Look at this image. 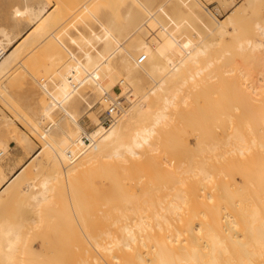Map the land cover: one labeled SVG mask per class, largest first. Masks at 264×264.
I'll use <instances>...</instances> for the list:
<instances>
[{"label":"rangeland","instance_id":"374dc122","mask_svg":"<svg viewBox=\"0 0 264 264\" xmlns=\"http://www.w3.org/2000/svg\"><path fill=\"white\" fill-rule=\"evenodd\" d=\"M56 1L0 0V33L3 30H7L12 34L20 35L10 47H14V45L19 43L33 27L30 16L24 10V7L27 5H40V3L45 2L49 4V11H51L49 15L53 16L48 22L50 25L47 24V34L48 32L50 34L55 32L53 35L57 37V39H55L56 37H52V35L49 37V34L48 38L44 40V37L40 38L36 34L34 35L35 37L31 38L32 34H29L28 39L30 41L33 40L31 41L33 45L22 51L21 56L19 55V58L14 63L11 72L9 71L4 76H0V116L4 118L0 121V134L9 145L7 152L0 155V179L3 173H9V171L13 173L26 163L23 172L26 175V177L24 175L25 180L22 179L20 183L14 185L9 194L0 199V228L1 221L3 220L16 221V223L18 221L23 222L24 225L22 226L24 228L25 226L26 228L28 227L29 230L27 237L30 240L26 242L27 237L25 234L28 232L27 229L24 232L23 238L26 242V247L29 245L27 250L30 249V246L35 249L33 251L35 258H30L29 256H32L31 252L28 251L30 252L29 255L23 251L26 247H22L24 243L22 240L23 243L20 242V249H17V251L20 254L22 253L23 256L17 254L22 259L16 257L17 260L21 261L16 262L22 264V261L30 259L23 263L32 264L34 261L36 264H51L52 262V264H57V262L58 264H64L63 261L66 260L65 264H106L109 261V256L111 257L112 255L108 243H112V240L115 238L110 239L111 235L108 237L109 233L113 231L112 236L117 235L119 232L117 230L119 228L117 227L121 223L118 220L120 210L114 206L118 204L122 205L124 202V191L122 188L120 192L114 191L113 189L115 188L112 187L110 179L107 178L108 176H101L102 173L108 175L111 169L116 170L120 181L126 178L131 182V188L128 193L130 197V212H136L133 206L140 203L141 199H150L152 196L157 197L159 195L162 197V200L167 198L169 193V185L167 184L170 178H166L165 174L168 173V167L171 162H175L182 167L187 165L197 168L196 170L188 169L190 174H194L193 172L195 171L198 172L199 166H205L214 173L225 172L228 175L229 184L223 183L222 179L217 177L214 186L200 184L198 177L192 176L190 178L189 196L191 203L198 211L206 209V211L211 212L216 208H219L221 212L229 210L223 207V204L231 203L223 200L224 188L232 190L231 195L237 198V201L244 206H261L264 204V145L260 142H252L254 135H258L260 132L264 134V121H258V114L264 113V79H259V76L264 77V52L261 54L250 47H241L238 40V35L240 36L239 38L255 36L257 19L261 20L264 18V0L253 1L254 3L250 4L247 9H245L247 0H217L221 10L217 18L224 19L229 15H233L236 19L235 24L229 27L230 33L224 37L212 34L203 27H199V24L194 21L192 14L181 0H93L91 2L89 0V5L86 3L88 0H79V2L78 0H73V2H77V6L81 11H76V8L78 9L76 5L71 8L75 2L72 4L69 0V6L67 0H58V4ZM82 8L84 9L82 10ZM201 8L204 10L202 6ZM58 9H60L57 11L59 13L56 12ZM66 9H69V13L72 11L73 15L69 13L68 15ZM73 9L77 13L75 16ZM153 9L160 16L158 18L159 23H162L161 26L158 25L160 29L162 26L166 28L168 26V29L171 26L170 28L175 29V27H172L175 24L173 25L170 22H172L174 16L175 18L178 16L182 17L183 14L185 20L180 18L183 25L179 23V26L183 28L180 37H189L190 39L186 38L185 40L193 41L189 44L187 43L190 45L187 47L182 46L184 45V40L168 47L163 41V44H158L160 47H155L153 38H155V34L157 33L154 32L155 36L151 35L153 43L149 41V38H146V41L151 43L149 44V49L147 48L148 42L144 43L146 48L143 47L141 42L142 47L139 46L140 43L137 40H130L124 44L123 51L129 55L128 69H131V76L133 78L129 98L131 104H135V107L131 109L133 112L128 115L127 122L124 124L126 126L125 143L134 146L139 152L137 155H132L130 152L127 153L130 156L127 162V170H125L124 164L121 162L118 165L109 166V163L105 161L108 158L102 159L103 163L101 161H95L94 163V159L91 158V152L79 155L81 150L82 152L83 150L85 151L83 147H74V153H69L61 161L62 167L66 166L65 169L70 170L68 175L62 172L64 168L53 167L52 164L54 165V163L47 160V155L44 153L41 154L40 158L33 159L36 151L43 147V140L45 141L46 137H49L50 133L52 134L53 127H55L54 130L58 128V131L54 133L55 141L57 142L60 141V138L65 139L64 141L67 139L70 142H74L83 129L88 128L91 130L95 127L94 118L99 116L101 110L106 107L104 101L101 99L104 94H107L102 82L100 84L101 87H98L99 84L95 86L89 80L73 79L69 83V89L62 90L64 77L68 75L67 73L73 72L77 64L76 67L78 68L79 66L80 69L85 67L82 64L88 65L85 60L87 51L88 53L91 52V54L96 53L94 55L104 54L107 45L106 40H104V32L108 31V29L115 27L113 35L120 37L122 41L124 30L126 31L127 27H129L128 29L132 27L133 20L129 18L130 12L137 14V17L134 16L133 18L137 22L139 16L140 20L143 13L146 16ZM204 12L210 17L213 16L205 10ZM127 14L128 18L126 19ZM58 17L57 25H54ZM213 17L216 18L215 16ZM60 19L61 21H59ZM174 22L177 21L174 20ZM168 23L171 25H168ZM146 27L149 30L148 26ZM234 27L236 30H234ZM51 29H53V32H51ZM177 31H181V28ZM165 33L167 34V32ZM91 34L94 38L88 37V44L86 43L87 39L85 38V40L83 36L87 37ZM81 36L83 38L81 39L82 43L79 40ZM176 37L179 39V36ZM75 38L78 39L76 42L75 40L73 42ZM199 41H201V44ZM203 41H206L209 45L208 50L205 52L196 51L203 45ZM48 42L51 45L48 46ZM158 42L156 41V43ZM191 49L194 52L189 54L186 63L183 65L185 76L181 74L173 75L158 89L151 92L150 95H145L141 98L146 93L147 87L155 81L150 73V68L153 65L152 62L158 63V61H164L163 54H167L168 57L171 55L172 59L177 60L179 55H184ZM145 50L151 52L145 53ZM144 54L146 59L143 62H139V57ZM116 60L114 58V61ZM116 62L118 63H115V65L117 64L116 67L120 69L121 73L115 67L112 75L115 78H118L120 74V78L126 76L128 71L127 64L120 60ZM121 62L123 63V69L127 70L125 74V71L122 74ZM118 64H121V68ZM78 70L79 68L77 72ZM90 70L91 68L86 67L85 71H83L84 75L86 76ZM74 74L77 75L76 72ZM116 74L118 75L116 76ZM102 76H104L103 73ZM73 82H78L79 86L74 87ZM177 87H182V91H179L178 95L175 96V98H178L177 103H170L167 110L168 114L160 120L159 112L162 110L161 106H163L164 100L168 96L167 94H171L170 100H172V94L177 93L174 90ZM122 92L123 89L120 82L111 90L114 96ZM181 93L189 95L188 104L184 103L180 98ZM122 99V112L124 113V105L129 100L125 97H122ZM249 106L258 112L250 113L248 110ZM5 122L6 124H4ZM7 122L9 123L7 124ZM152 126H155L156 132L152 133L148 141L138 143L139 139H143L141 134L149 131ZM49 127H51V130ZM6 128L10 129L9 133L6 131ZM56 135L59 136L58 140H56ZM236 135H244L247 139L246 141H240ZM212 136H215L218 141H228L230 144H224L215 148L211 145ZM239 147H242V150ZM2 149L3 145H0V150ZM221 156L223 158L226 157L227 160H218ZM240 157H246L247 160H241ZM73 165L74 167H72ZM106 170L109 172L107 173ZM55 171L57 172L55 173ZM60 171L62 174H60ZM46 173L58 174L54 180V191L51 194L53 196L55 192L56 195L54 193L55 196L54 198L52 197V200L55 202L59 198V202L55 204L51 202V206L56 205L58 210L60 209L59 207H62L61 209L65 208V217L64 211L62 216L64 221L66 215L69 214L68 224L67 218L61 223L62 216L58 215V211L55 212L54 218L52 214L54 212L52 211L57 210H54V207L51 210L52 213L49 210V205V209L45 207L47 210L43 211L46 213H41L44 215L43 221L42 219L40 220L41 217H37L38 214L36 215L35 209H32L34 207L33 201L30 200L28 193L24 189L27 183L25 181H35L33 191H37L40 181ZM71 173L72 175L74 174V176L71 175L72 179L70 176L74 188H71L68 182ZM143 179L148 180L145 185L142 183ZM150 180L152 181L150 182ZM179 180L181 185L182 178L179 177ZM79 181L83 183L81 184ZM75 188L76 190H74ZM153 190H156L154 194H152ZM105 194L108 195L105 196ZM117 196L121 197V201L119 198H116ZM209 196L212 198H208ZM112 199L115 202L109 201ZM73 203H76L74 204L75 207L82 205L83 210L81 209L82 211L79 212L82 220L79 219V213L77 215L73 211V208L75 210ZM65 204H68L67 206L72 208H70V211L72 210L71 214L74 212L75 214H73L77 215V218L74 215H70V211H68ZM47 211L50 213L47 214ZM60 213H62L61 210L59 211ZM110 213L112 218L110 217ZM35 216L39 223L33 222L34 220L31 221ZM70 216L72 220L74 219L73 221L69 220ZM75 219H77V223ZM69 223H71L70 229ZM72 223L73 225L75 223L74 227L76 228H73L75 232L72 231ZM82 223L84 224L82 225ZM29 224L31 225L29 226ZM46 224L48 227L51 225V229L47 228ZM66 225H69V227ZM62 226H64L63 230ZM66 228L69 231L66 230L65 233ZM60 229L61 231H58ZM45 230H51L49 236L47 235L48 233H43ZM55 230L57 231L54 233ZM104 230L107 231V237ZM110 230L112 231L110 232ZM70 231L72 232L69 236ZM103 231L104 233L101 234ZM60 233L62 237L64 234L63 240ZM44 234L46 235L41 237ZM47 237H49V240H47ZM58 237H61L60 241ZM71 239L72 241L70 242ZM33 240L35 241L31 242ZM42 240H45L44 243L47 242V250L43 247ZM57 241L59 242L57 243ZM55 242L59 245L58 248L56 245L54 247V244H51ZM65 243L68 248L70 246L71 248L70 250L66 249V253L64 254ZM68 243L70 244L68 245ZM62 244L63 248L60 247ZM102 244L106 245L109 249ZM106 249L109 251H106ZM112 250L114 252V249ZM105 252H109L108 254L106 253L108 261H105ZM63 255L67 257L64 258L65 260L62 258ZM16 258L14 257V259ZM110 260H112V257Z\"/></svg>","mask_w":264,"mask_h":264},{"label":"bare ground","instance_id":"6f19581e","mask_svg":"<svg viewBox=\"0 0 264 264\" xmlns=\"http://www.w3.org/2000/svg\"><path fill=\"white\" fill-rule=\"evenodd\" d=\"M57 1H56V3H57ZM64 1H66V0H64ZM91 1H93V0H90V2ZM253 1L255 2L256 0H247V4L245 2V4H246L245 9H247V7H249L250 4L254 3ZM67 2H68V5L70 6V3L74 4L75 1L73 2V0H72V2H71V0H70V3H69V0H67ZM78 2H79V0H78ZM88 2H89V0L86 3H88ZM181 2L185 3L189 12L192 14L194 21L199 24V27L201 26L204 29H206V31H209L212 34L214 33L215 35H219L220 37H224L226 34H229L230 33L229 27L233 26L236 22V19L233 15H229V16L225 17L224 19H219L217 17L214 18L212 16V14H211L212 17L208 16L204 12L205 9L203 10L201 8L200 0H181ZM33 4H34V2H33ZM75 5H76V7H78L77 2H75V4L71 8H73ZM88 5H89V3H88ZM64 8H65V6H64ZM62 9H63V7H62ZM74 9H73V13L75 12ZM83 9L84 8H82V10ZM24 10L30 16V19L33 23V27L31 29V31L21 41H19V43L14 45V47H10L13 44V42H15L16 39L20 35L12 34L11 32H9L7 30H3L0 33V76H4L9 71L11 72V69H12L14 63L19 58V55L21 56L22 51L26 50L28 47H30V45L31 46L33 45V43H31V41H33V40L30 41L28 39L29 34H32L31 38L35 37L34 35L36 34V36H39L40 38L44 37L43 38L44 40L46 38H48V35L50 34L49 32L47 34L46 27H47V24L50 25V23H48V22L52 19L53 15H51V16L49 15L51 11H49V4L48 3L45 2V3H40V5L39 4L27 5L24 7ZM59 10L60 9L56 10V12ZM68 10L69 9H66L67 14L69 13ZM70 10H72V9H70ZM77 10L81 11V10H79V7H78V9L76 8V11ZM71 12L69 14H72ZM57 13H59V12H57ZM130 13H131V16H132V14H134V15L131 17ZM130 13H129V18H130V20H133V21H132V25L130 24L131 21H130L129 25H131L132 27H130V29H128L129 27H127L126 28L127 30L126 31L124 30L123 40L121 41L120 37H116V35H113V30H115V27L108 29V31L104 32V40H106V43H107L104 54L94 55L96 53L91 54V52L88 53V51H87L88 54L86 53V59L85 60L88 63V65H84L81 63L85 67L84 68L82 67V69H80V67L78 66L79 70L77 72V69H78L76 67L78 65L77 64L75 66L76 70L74 69L73 72L67 73L68 74V75L66 74L67 76L65 75L66 77H64L65 80H64L63 85H62V90H68L69 89V83L73 79H76V80L78 79V80H83V81L89 80L95 86L99 84L98 87H101L100 84L102 82V84L104 86L103 88L106 90V93L113 96V94L111 93V90L117 85V83L120 82L122 89H123V92L120 94H116V95H119L120 97H125V98H127V100H129V102L126 105H124V113L122 112L119 116V119L107 130H104L103 126L101 125L100 115L95 117L93 120L95 127L91 130L88 128L83 129L81 131V133L78 135L76 141H74V142L73 141L70 142V140H67V139H66V141H64L65 139L63 140V138H60L59 142L55 141V134L54 133L56 131H58L57 130L58 128L56 130H54L55 127H53L52 128V130H53L52 134L50 133L49 137H46L45 141L43 140V142H42L43 147L36 151V153L33 155V159L40 158L41 154L44 153L45 155H47V157H46V158H48L47 160L54 163V165L52 164L53 167L57 166V167H61L62 169L64 168L62 172H64L65 175H68V173H70L69 172L70 170L69 169L66 170L65 165H63L65 167H62L61 161L64 160L69 153H71V152L74 153V151H73L74 147H80V148L83 147L85 149V151L83 150V152L81 150L79 155H81L82 153L83 154H89L91 152L92 153L91 158L94 159V163H95V161H101L102 159L108 158L105 161L107 163H109V166L110 165L111 166L118 165L121 162L124 164L125 170H127V162L129 161V158H130V156L127 153L130 152L132 155L139 154V152L135 149L134 146H130V145L125 143L126 126H124V124H125V122H127L128 115H130L133 112V110H131V109H133L135 107V104H131V100L129 98L130 87H131V82H132L133 78L131 76V69H128L129 68V55L123 51L124 50V44L130 40L131 41L137 40L138 43L141 42L143 47L146 48L144 43L148 42L147 48L149 49V47H150L149 44H151L153 42L155 44V47H160V45L163 44V41H164V44H167L166 46L168 47L169 45H172V44H175L176 42H180V41L184 40L185 43L183 42L184 45H182V46L187 47V46H190L188 44L191 43L193 40H188L190 38L186 37V38H188L187 39L188 41H187V40H185L186 39L185 36L183 38L180 37V35H182L181 32H182L183 28H182V26L181 27L179 26V23H182V25H183V22H182V20L184 19L183 14H182V17L178 16L175 18V16H174L172 22H170L173 25L175 24V26H172V27H175V29L170 28L171 26L169 27V29H168V26H167V28L165 26H162V28L160 29L159 26L162 25V23H159L160 21H158V18L160 16L156 14V11L154 9L150 14H148L146 16L143 13L142 18L140 20H139V18H140V16H139L137 22H136V20L133 19L134 16H136L137 14L133 13V12H130ZM76 14L77 13L75 12L74 16ZM65 17H66V14H65ZM71 18H69V19L71 20ZM127 18H128V14H127L126 19ZM180 18H182V20ZM58 19H59V17L57 18V21L54 22V25H57ZM174 20L177 21L178 24H177V22H174ZM59 21H61V19ZM66 22H68V21L66 20ZM170 23H168V25ZM63 24H65V23H63ZM146 26H148L149 30L147 29ZM180 28H181V31H177V30H180ZM59 29H58V31H59ZM171 29H172V31H171ZM51 30H52L51 32H53V29H51ZM234 30H236L235 27H234ZM56 32H57V30H56ZM154 32L157 33V34H155L156 36L153 34ZM165 32H167L168 35ZM54 33L55 32H53V34ZM176 33H177V35H176ZM53 34L51 33L49 35V37H51V35H52V37H54ZM152 34L156 38V39L153 38V40H154L153 42L151 41V35ZM83 35H85V34H83ZM157 35H158V37H157ZM148 36H150V37H148ZM176 36H179V39L180 38L181 39L179 40L178 37H176ZM55 37H56V35H55ZM88 37H90L92 39L94 38L92 36V34L87 36V37L83 36L84 39L85 38L87 39V40L85 39L86 43L89 42ZM239 37L240 36L238 35V40H239V44L241 47H250L254 51H259L261 54H263V52H264V18L261 20L257 19L256 33H255V36L252 35L253 38L251 36H250L251 38L249 37L250 39L248 37L246 38V36H245V38L244 37L239 38ZM83 38H82V36H81V38L79 37V40L81 41V43H82L81 39H83ZM146 38H149V41H151V43H149V41H146ZM55 39H57V37ZM77 39L76 38L73 39V42H74V40L76 42ZM39 40H41V39H39ZM156 41L157 42L159 41V42L156 43ZM111 42H113V43H111ZM199 42L201 44V41H199ZM141 43L139 44V46H141ZM159 43H160V45H158ZM40 44H42V43H40ZM47 44H48V46L51 45V44H49V42ZM85 46H86V44H85ZM208 48H209V45L206 43V41H203V45L200 46L196 51L205 52L208 50ZM161 50H163V49H161ZM184 51L186 52V50H184ZM149 52H151V51H146L145 53H149ZM191 52H194V50L191 49V50H188V52L186 54L179 55L177 57L178 61L176 59H172L171 55H170V57H168L167 54L166 55L163 54L162 55L163 59H164V61L162 60L163 62L162 61L161 62L158 61V63L155 61L152 62L153 65L150 68V73L154 77L155 81L153 82L154 84L152 83L151 85H149L147 87L146 93H144L141 96V98H143L145 95H150L151 92L158 89L171 76L176 75V74H181L182 76H185L186 74L183 72V65L186 63L187 57L189 56V54ZM182 53H184V52H182ZM112 57H113V59H112ZM50 58H53V57H50ZM114 58H115V60L117 58V60H120L122 62L124 61V63L127 64V66H128V67L126 66L128 69V71L126 70L127 73H126L125 69H123V63L121 62L122 68L120 66L121 64H118L122 70V74H123V71H125L124 74L126 73V76H122L120 78V76H121V74H120L118 78H115L112 75V73H113L112 71H113V69H115V67L117 65V64L115 65V63H118V62H116L117 60L114 61ZM81 64H80V66H81ZM86 67L91 68V70L85 76L83 71H85ZM117 68L118 67H116V69ZM119 70L120 69H117V71H119ZM117 71H116V73H117ZM75 72L77 75L74 74ZM106 72H108V73H106ZM102 73L104 74V76H102ZM114 73H115V71H114ZM119 73H121V72L119 71ZM118 74H116V76ZM191 77H193V76L191 75ZM79 78H81V79H79ZM112 78H115V79H112ZM119 78H120V80H119ZM259 79L263 80L264 77L259 76ZM174 90L177 93L172 94V100H170L171 94L168 93L167 98H165V100H164L165 102L163 103V106H161L162 110L159 112L160 120H162V118L168 114L167 110H168L169 104L170 103H175V104L177 103L178 98H175V96L178 95L179 91H182V87H177ZM188 96L189 95L186 93H183V94L181 93L180 98L182 99V101L184 103L188 104L189 103L188 102ZM105 106H106V104H105ZM249 107L250 108L248 110L250 111V113L258 112L257 110H255L251 106H249ZM258 118H259L258 121H261V120L264 121V113L258 114ZM3 119L4 118L2 116H0V121ZM8 123L9 122H7V124ZM4 124H6V122ZM49 128L51 130V127H49ZM9 130H10L9 128H6V131L8 133H9ZM155 132H156L155 126L154 127L152 126L149 129V131H146L145 133L141 134V137L143 139H141V140L139 139L138 143H143L145 141H148V138L151 137L152 133H155ZM51 135H52V137H51ZM85 135H89L90 137L94 138L95 142L93 144H88L84 139ZM53 136H54V139H53ZM43 137H45V135H43ZM58 137L59 136L56 135V140H58ZM236 137L240 141H246V139H247L244 135H236ZM25 139H28V138H25ZM252 142L253 143L260 142V143H262V145H264V134L260 132V133H258V135H254L252 137ZM228 143H229L228 141H220V140L218 141L215 138V136H212L211 145L214 146L215 148L218 146H222L224 144H228ZM0 145H3V149L0 150V155H1V154H4L7 152L8 146H9L1 134H0ZM80 145H82V146H80ZM239 148L242 150V147H239ZM116 158H117V160H116ZM240 159L245 160L246 157H243V158L240 157ZM218 160L225 161V160H227V158L226 157L223 158V156H221L220 158H218ZM117 161H119V162L117 163ZM101 162L103 163V161H101ZM111 162L113 163V165ZM37 163H39V162H37ZM96 164H97V162H96ZM25 167H26V163L19 170L15 171L13 173H10V171H9V173H3V176L0 179V199L3 198L6 194H9V192L11 191V188L14 185L20 183L22 181V179H24L25 174L23 172H24ZM72 167H74V165ZM107 168H109V167H107ZM109 169H111V168H109ZM168 169H169L168 173L165 174L166 178H170V180L168 181V184H167V185H169V193H168L167 198L162 200V197H160V195H159L157 197L152 196L150 199H148V198L147 199L146 198L141 199L140 203L137 202L138 204H134V206H133L136 209V212H130V207H129L130 197H129L128 193H129V190L131 188V182L126 178H124L123 181H120L119 175L116 173V170H113V169H111V171L108 175L105 173L101 174V176H105V177L108 176L107 178L110 179V181L112 183V187L115 188V189H113L114 191L116 190V191L120 192L121 188L124 191V202H123V204L122 205L118 204V205L114 206L115 208L120 210L119 211L120 215H118V220H120L121 223L117 227V228H119V229H117L119 231L118 232L119 234L117 233V235L112 236V234L114 232L112 230H110V232L112 231V233L108 232L109 233L108 237H110V235H111L110 239L113 237H115V238L112 240V243L107 242L108 245H110L109 248H110V251L112 252V255H111L112 260H110L111 259L110 256H109V261L107 260V257H106L107 252H105V257H106L105 261H108L107 263L105 262L106 264H264V204L261 206L260 205L244 206L243 204H240L237 201V198H235L234 196L231 195L232 190H229L228 188H224V190H223L224 194L222 195L223 200L231 202V203L223 204V207L226 209H229V210L221 212L219 208L218 209L216 208L214 211H211V212L206 211V209H200L198 211L195 209L194 205L191 203V198L189 196V186H190V182H191L190 178L192 176L198 177L200 184L214 186L217 177H220L222 179L223 183L229 184L230 180H228V175L225 172L214 173V172L210 171L205 166H201V167L199 166L198 172L195 171V172H193L194 174H190L188 172L189 171L188 169L196 170L197 168H194L192 166L190 167L187 165L182 167V166H179L178 164H176L175 162H171ZM53 170H54V168H53ZM55 170H57V169L55 168ZM58 170H59V168H58ZM56 172L57 171H55V173ZM108 172L109 171H107V173ZM60 174H62L61 171H60ZM56 175H58V174H56ZM56 175L51 174V173L44 174L41 181H40V186L38 187L37 191H33V189H34L33 186H34L35 181L34 182L31 180L25 181L27 183L25 184L26 187H24V189L28 193L30 200L33 201L34 207H32V206L31 207H32V209H35L34 211L36 212V215L38 214L37 217H41L40 220L44 217V215H42L41 213L45 212L43 210H45V209L47 210L48 205L50 206V209L48 208L50 210V212H51V210H53V207H54V210L57 209L56 211H52L54 213L51 212L54 215V218H55V212H57V211H58V215H61V216H62L63 211H64V217H65V214H66L65 208L61 209L62 207H59L60 209L58 210L56 205L51 206L52 205L51 202H53L54 204L56 202L57 203L59 202L58 201L59 198H57V200H55V202L52 200L54 198V196L56 195V193L54 192L55 195L53 193V196L51 194V192L54 191L53 190L55 187L54 180L56 179ZM71 175H72V173L69 175L68 182H69V186L71 188H74L73 182L70 180ZM80 175H81V172H80ZM72 176H74V174ZM72 176H71V179H72ZM76 176H77V174H76ZM25 177H26V175H25ZM179 177L182 178L181 185L179 183V181H180ZM78 178H79V174H78ZM81 179H82V176H81ZM147 181L148 180L143 179L142 183L145 185L147 183ZM151 181L152 180H150V182ZM79 182L81 184L83 183L81 181H79ZM74 190H76V188ZM158 191H159V189H158ZM62 192H61V194H63ZM94 192H95V190H94ZM155 192H156V190H153L152 194H154ZM107 195L105 194V196H107ZM73 197H75V196H73ZM110 197H112V196H110ZM79 198H80V196H79ZM108 198H109V196H108ZM116 198H119V200H120L121 197L117 196ZM208 198L211 199L212 197L209 196ZM106 199H107V197H106ZM75 200L77 201V199H75ZM103 200H104V197H103ZM109 201L112 202L113 199L109 200ZM113 202H115V201H113ZM120 203H122V202H120ZM74 204H76V203H73V206H74ZM60 205H61V203H60ZM69 205H71V204L69 203ZM42 206L44 207V209ZM45 207H47V208H45ZM78 207H79V205H78ZM78 207H75V210L73 208V211L76 212L77 215L79 212H81L83 210L82 205H80L81 208L79 207V210H78ZM66 208L68 209V211H70L71 207L69 208V206H67ZM60 210L62 211V213L59 214ZM68 211H67V213H68ZM50 212L47 211V214ZM71 212H72V210L69 213H70V215L73 216L75 213L73 212L74 214L73 213L71 214ZM77 215H74V216H76V218H77ZM79 215H80V213H79ZM68 216H69V214L66 215L67 220L65 218V220L67 221V224H68ZM56 217H57V213H56ZM110 217H111V213H110ZM83 218H84V216H83ZM87 218H88V216H87ZM48 219H49V217H48ZM61 219L60 220L62 223V221L64 219L63 216L61 217ZM79 219L82 220L81 215H80ZM35 220H37V221H35ZM69 220H72L71 216H70ZM75 220L77 223L78 222L77 219H75ZM3 221H1L2 223H1V228H0V245H1L0 246V259H1L0 264H20L19 262H16V261H20L19 259H22V258H19V255H17V254H20V253H18L17 249L18 250L20 249V247H19L20 242L23 243V241H24L23 245L22 244L21 245H22V247L23 246L26 247L25 243L27 242V240H30L27 237V235H29L28 227L26 228V226H25V228H24L22 226L24 224L21 221L20 222L18 221L17 223H16V221L15 222H11L8 220L7 221L5 220L4 222ZM27 221H28V218H27ZM31 221L39 223L36 216L33 217V219H31ZM42 221H43V219H42ZM44 221H45V219H44ZM50 222H51V219H50ZM53 223H54V221H53ZM79 223H81V222L79 221ZM27 224H28V222H27ZM64 224H66V223H64ZM69 224H70V227H69V225H66V226H68L70 229L71 223H69ZM83 224L84 223H82V225ZM30 225L31 224H29V226ZM74 225H75V223H74ZM74 225L72 223V231H74L73 228H76V227H74ZM50 227H51V225H50ZM50 227H48V225H47V228L51 229ZM53 227H54V225H53ZM63 228H64V226H62V230H63ZM23 229H24V231H23ZM26 229L28 230V232H26ZM69 229L66 228L65 233H66V230L69 231ZM78 230H79V228H78ZM50 231L45 230V232H43V233H46V234L48 233L47 235L49 236ZM56 231L57 230H55L54 233ZM58 231H61V229ZM72 231H70V233L67 232V233H69L68 234L69 236H70ZM104 231H106V230H104ZM104 231L101 232V234L104 233ZM108 231H109V229H108ZM24 232H26V234H25L27 237V239L25 237L26 242H25V240H23ZM46 234L41 235V237L45 236ZM74 234H76V233H74ZM60 235H61V233H60ZM68 235H67V237H68ZM100 235H98V236H100ZM105 235L107 237V231H106ZM61 237H62V235H61ZM61 237L60 238L58 237L59 241H60ZM48 238L49 237H47V240H49ZM63 238H64V234H63L62 240H63ZM87 238H88V235H87ZM33 239H34V236H33ZM72 239L70 240V242L72 241ZM93 239H94V237H93ZM35 240H33L31 242H34ZM44 241L42 240L43 247H45V249L47 250L46 247H48V245L46 246L47 242L44 243ZM51 241H52V238H51ZM53 241H54V239H53ZM59 241H57V243ZM51 244L52 245L54 244V247L56 245L57 248L59 246L58 244H56V242L51 243ZM69 244L70 243H68V245ZM74 245H75V243H74ZM80 245H82V244H80ZM40 246H41V244H40ZM49 246H50V244H49ZM98 246L100 247L99 244H98ZM115 246L117 247V251H116ZM22 247H21V249H22ZM27 247H29V245ZM27 247L25 249H23V251H25V253H27L29 255L31 252L32 256H29V257L30 258L34 257L33 251L35 249H33L30 246V249L27 250ZM60 247L63 248V244H62V246L60 245ZM66 247L67 246L65 243L64 251L66 249L70 250V248H71V246L69 248L68 247L66 248ZM96 247H97V245H96ZM104 247L108 248L106 245ZM77 248H78V246H77ZM102 248L103 247H101V249ZM112 249H114V252ZM26 250H27V252H26ZM69 250H68V252H69ZM102 250H104V249H102ZM28 251H30V252H28ZM53 251H54V249H53ZM60 251H61V248H60ZM106 251H109V250L106 249ZM41 252H43V251H41ZM58 252H59V250H58ZM43 253H45V252H43ZM65 253H66V251L64 252V254ZM52 254H54V253H52ZM20 255L23 256L22 253ZM14 257L15 258L17 257L19 259L18 260H17V258L14 259ZM26 257H28V256H26ZM59 257H61V256H59ZM102 257H103V255H102ZM42 258H43V256H42ZM62 258L64 259L67 257L63 255ZM28 260H30V259H27L25 261H28ZM46 260L48 261V259H46ZM25 261H22V264H25V263H23ZM65 261H63L64 264H65ZM95 262H96V260H95ZM33 263H35V262L33 261ZM26 264H28V263H26ZM57 264H58V262H57Z\"/></svg>","mask_w":264,"mask_h":264},{"label":"built area","instance_id":"2783aa9c","mask_svg":"<svg viewBox=\"0 0 264 264\" xmlns=\"http://www.w3.org/2000/svg\"><path fill=\"white\" fill-rule=\"evenodd\" d=\"M201 6L210 14L217 17L220 15V6L217 0H200ZM146 59L145 54L139 57V62H143ZM74 87H78L79 83L73 82ZM102 101L106 104V107L101 110L100 122L104 130L109 129L118 119L122 113L123 99L119 95L104 94L101 97ZM85 141L88 144H93L95 139L89 135H85Z\"/></svg>","mask_w":264,"mask_h":264}]
</instances>
